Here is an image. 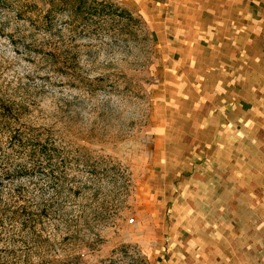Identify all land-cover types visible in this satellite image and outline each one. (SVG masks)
<instances>
[{
    "label": "rangeland",
    "instance_id": "374dc122",
    "mask_svg": "<svg viewBox=\"0 0 264 264\" xmlns=\"http://www.w3.org/2000/svg\"><path fill=\"white\" fill-rule=\"evenodd\" d=\"M112 1L145 34L0 0V99L40 147L0 150V264H264V0Z\"/></svg>",
    "mask_w": 264,
    "mask_h": 264
},
{
    "label": "trees",
    "instance_id": "16d2710c",
    "mask_svg": "<svg viewBox=\"0 0 264 264\" xmlns=\"http://www.w3.org/2000/svg\"><path fill=\"white\" fill-rule=\"evenodd\" d=\"M50 6L45 14L48 25L54 26L55 17L61 12H67L69 15V26H74L78 31V36H85L89 29H109L114 34L125 36L127 38H138L145 34V25L142 19L135 16L128 8L113 2L112 0H50ZM76 39V36H73ZM4 100L0 99V107L8 112H0V150L3 147L11 148L15 153H28V156L36 161L39 156L40 147L38 140H33L26 131L17 128L13 116L12 104L4 105ZM7 142V145L5 144ZM31 143V145H30ZM31 146V147H30ZM27 169V168H26ZM4 173L0 167V175ZM50 180L54 179V172L45 170L43 172ZM1 178V176H0ZM2 180L0 179V183ZM57 189L56 196L60 198L56 183L53 185ZM76 254L69 253L60 260L43 259L38 262L25 260L24 264H88L77 250ZM108 264H150L146 256L140 252H132L131 247L123 245L113 251L111 258H108Z\"/></svg>",
    "mask_w": 264,
    "mask_h": 264
},
{
    "label": "built area",
    "instance_id": "2783aa9c",
    "mask_svg": "<svg viewBox=\"0 0 264 264\" xmlns=\"http://www.w3.org/2000/svg\"><path fill=\"white\" fill-rule=\"evenodd\" d=\"M131 221L133 222L134 220L132 219Z\"/></svg>",
    "mask_w": 264,
    "mask_h": 264
}]
</instances>
